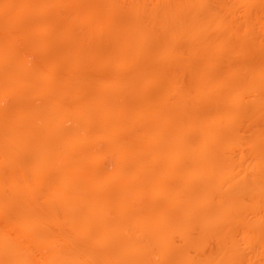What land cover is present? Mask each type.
Instances as JSON below:
<instances>
[{
  "label": "rangeland",
  "instance_id": "obj_1",
  "mask_svg": "<svg viewBox=\"0 0 264 264\" xmlns=\"http://www.w3.org/2000/svg\"><path fill=\"white\" fill-rule=\"evenodd\" d=\"M22 1L23 0H0V5H3L2 7L0 6V9L6 12L4 14H0L1 252H3L1 248L3 249L6 246L5 244L7 241L9 244V240H7L8 238L6 237H9L12 234L9 233L11 230H9L10 227L7 225H10L11 223L13 224L11 225L14 228L16 227V231L18 233H20L21 230H24V227L26 228L28 226V228L26 229L29 230L31 233V236L29 235L30 238H27V243L25 242L28 245L21 244V246L23 245L22 251L24 250L23 254H25L24 256H26V260H30L29 262L31 264H43V262L46 263L45 259L49 258L48 256H50L47 255L49 249L52 247L58 250L63 249L62 247L65 244L64 240L71 242L73 247L79 248L81 252L78 251V249L77 252L80 253H82L85 248L89 246L88 241V244H83L77 240V238L75 237L76 234H74L75 229L72 228L71 224H67L68 222H66L65 218L64 220L66 223L64 222L63 215L65 217L66 212L62 208L63 204L61 203V201L56 199H49V192L53 186H51L52 183L50 184L48 180H52L54 176H56L57 171L59 169V166L57 164H50V168H47V170L50 172H48V180L45 178V180L47 181H45L46 186L44 184L42 188L40 187V190L39 187H36L33 193L31 194L35 200L34 203L38 204L37 208L40 210V213H44L45 215H53L55 220H57L51 226L50 224L48 225L46 223H43V226H39L42 223L36 225L32 221L29 222L31 225H27L26 223L30 219L26 221V225H24L23 221L27 220L28 217L32 219V215H34L33 212L35 211V205L34 209H32V203H30L28 200L29 193L27 196L23 192H17L13 189L11 190L12 186H15L14 188H18L21 190V188L23 186H26L27 184L33 185L34 179L32 176V165L34 163L35 158L42 153L48 155L49 157L54 156V154L57 153L56 151L61 148L62 141L66 134H69L70 131L72 133L75 130L74 128H76L75 124L71 120H67L70 118L69 116H67L68 118L66 119V115L64 114V108H67L65 107L66 102L67 106L70 105V110L68 108L69 112L72 113V115H75V107L76 104L79 102V99L77 97L70 98L72 100L63 99L64 97L62 98V96H60L61 93H59V85L64 82L66 78V82H70V84H75L77 85V87H79L80 93L83 92L81 93L82 97L87 95L85 96L86 100H90L93 97H95L93 99H99V95L101 92H103L104 96L106 97H112L113 94L118 92V90H121L124 93L126 92V90H128L127 93L129 92V94L126 95L125 93V97L129 95L133 96V94L136 92V95H139L136 97V99L132 97L134 99L133 101L130 96L128 97V99H120V101L123 100V102L121 101V103L123 104L125 101H130L129 103L127 102L125 104L127 105V107H132H129L128 110L125 105V107L122 108L123 112H125L119 114L120 116L115 113L118 106L114 109V111L113 109H111L112 115L114 112L113 117L115 116L112 120V123L114 124V126H116V134L118 136V139L121 141L120 144H111L107 141L98 140V143L94 141V143L84 142L86 144L82 146V149L84 148V151H91L88 152L89 155H91L86 158V161H88V163H90L91 165L98 164L99 168L103 170L105 169L104 171L110 172L111 174H113L112 172L116 171H119V173H121L120 175H117L116 180L114 179L117 185L119 183H123L124 178H122V175L124 172V174L136 177L137 175L135 174L137 173L138 169L136 167V163L134 164V162L141 160L142 157L146 160V157H144L146 156L145 153L142 154L140 152L139 155V153H133L131 149H128V151L127 148L123 146L126 144L124 142L128 141L130 145H137L143 139H145L146 141V134L153 130L154 125H161L165 121H170V123L172 124L179 125L180 130H182V132L180 131L181 135L185 137L184 139L189 140L188 142L186 141V143H193V141L190 142V140L194 139V134H196L195 129H187V122L185 116H183L182 114H173V112L178 106H181L180 108L183 110L185 106L189 108L190 106L188 107V104L193 102L195 99H197V101H195L194 111L196 115H199L195 118L202 119L203 117L204 121L206 120L205 122L212 127H217L221 124V126L224 127L223 124H225L226 128L232 129L234 131V134H236V143L242 148V151L238 153L235 150H230L227 151L225 154L227 156L229 155L230 157H232L238 163H248L250 148L246 145L254 139L256 141V132L259 130L261 125L256 124L254 121L252 122V120H244L241 116H235L237 117L236 119L225 120V123H221L220 116H217V118H220V120L215 118L213 111H215L216 108L220 109L227 106L229 102V92L235 86L234 84L239 82L240 79L242 80L245 78L246 74L251 76L250 80L245 81L246 85L247 83H253V85L255 84L259 87L264 86V0H203V3L205 4V7L208 10L210 9L215 14L217 13L219 18L223 19L226 22V27H224V29H222L218 33L212 34L211 36L214 39L219 38L216 39V41L222 42L213 45L212 48L207 46L206 49L199 48L198 50L196 47H194L193 42L196 39L193 41L185 38H182L178 41H173L172 39V43L169 47V50L173 55L171 53L170 54L176 60H174V62H171L170 65L165 66L164 69L162 68L163 65L161 66L162 57L158 55L157 49L160 48L159 44H162L163 40L171 37L172 35L170 27L174 25H171L169 15H184L190 10L189 7L191 5L190 3H192V0H95L96 2L99 1L98 3L102 5H100L97 10H91L90 8V6L92 7L94 5L93 0H85V2H82L80 5H72L70 4L69 0H56V2L55 0ZM44 1L48 4V13H44L41 15L38 14L37 11L42 9V5L43 3H45ZM9 2H11V5L9 4ZM87 3L89 6H87ZM5 4L7 5V7L5 6ZM58 4H60V7ZM49 6H51V8H49ZM33 7L34 9H32ZM26 8H28L29 11L35 12L33 13L34 15H29V17L27 15H25L24 17L23 15L19 17L20 15L17 16L16 14H12V12L15 11H28V9ZM246 24L249 25L248 27L251 26V30H249L248 37L247 35L243 36L241 32H238L239 30H243ZM143 29L144 31L147 29V31L151 34L152 38L148 39V42H146L145 45V53L147 55L145 54V56L141 58L142 56H134V51L130 50H133V43L134 41L137 42L136 40H139L138 37L141 36L140 32L143 31ZM111 30L114 31L117 38H115L116 36ZM119 42L121 43L119 44ZM8 45H10L11 47H9ZM117 45L120 46L118 47ZM118 48H121V50H119L120 52L118 51ZM115 49H117L118 53H116ZM7 50L10 52V54H8L9 52ZM122 53L125 54L123 55ZM120 54L123 56H121ZM120 59H125L124 65L122 66H120L119 64V62L121 61ZM14 60H17L18 62H20V64L24 62L22 65L24 66V68H27L25 73L27 76L26 78H28L29 85L26 86V88L23 87L24 90L20 89V87V90H13L12 83H10L12 81L10 79L9 74L12 69L11 67L14 66ZM206 66L208 68L206 74L209 76L210 79L208 83L199 80L197 76L198 72L200 70H203ZM71 69L74 70L71 71ZM141 76H143L144 79ZM241 76L244 78H242ZM220 77L223 79H221ZM213 80H215V83L217 82L216 92L217 98L220 100H217V98L214 100L212 99L213 104H211V100L208 102L210 90H207L206 87L208 86L211 89V86L209 84H211ZM145 85L148 86L147 92L141 93V91L144 92L142 89H144ZM129 89H133V92L132 90L129 91ZM148 89H150L151 91ZM97 91L99 93H97ZM24 93L26 94L24 95ZM218 95L221 98H219ZM143 96L145 97V99ZM178 96H182L183 99L180 98V101V99H178ZM164 97H167V99L169 100L168 102L170 103L169 105L171 106V109L169 108L170 106L167 105V107H161L158 105L162 104V102L160 101ZM149 99L152 103L150 102V105L148 106L147 102ZM242 100L244 103L246 102V105L248 103L250 104L258 100L257 102H260L258 111L264 115V93H261L259 91L254 94H243ZM153 104L156 106H154ZM138 108L139 110H142V113L143 110L146 112L149 111L150 115L154 118L153 121H156L153 123L150 122L151 124H149L147 123L148 121L145 118H142L137 122H133V125H131L130 115H132V112H134ZM249 108L250 106L247 108V111L249 110ZM243 110L244 112L246 111V109ZM111 113L108 115L111 116ZM169 113L171 115H169ZM181 118H184L185 120H182ZM89 119L92 120L93 123H95L96 121L95 118ZM42 120L44 122H42ZM7 125H11V127H9V130H6ZM17 125L19 126L18 128ZM63 125L65 127H62ZM176 125H174V128H176ZM146 126L149 127L146 128ZM182 126L185 128L183 129ZM5 127L6 129L4 130L3 128ZM2 129L4 130V132ZM99 129L100 127L96 124L94 125V128H92L91 126V130L89 132L94 135ZM223 140L226 141V138L222 137L220 139V141ZM116 147H118V149ZM124 148H126V151H124ZM125 154L127 155L126 157ZM123 156L125 157V159L127 157L128 158L126 160H123ZM132 157H136L138 159L134 158L135 160L131 161L133 159ZM142 160L145 163V160ZM85 164H87V162ZM150 164L146 161V163L144 164V168L141 169L146 170V172L142 171L143 173H147L149 171L148 174H151V171L153 173V171L155 172L156 170L163 168L161 164L155 166ZM30 175L32 178L30 177ZM219 175H221L220 178H215L214 181L216 180L215 182L219 184L222 183L223 185H225L228 181V179L226 180L227 177L225 176V179H223L224 176L219 173L218 175H216V177ZM139 177H141V175ZM244 178H246L245 182L252 180V176L250 174ZM261 186L264 189V184L261 183ZM146 188L147 190H145ZM140 189L142 192H144L148 191L149 187L142 183ZM19 193L23 194L21 195ZM122 195L124 196H122L121 200H123V198L126 199L129 193L123 191ZM115 198L116 202H113V200L115 199H113L112 202L114 204L118 202L117 204H119L120 200L117 197ZM147 199L148 198H144V200L142 199L141 201L145 202V204L147 201H149V203L157 202L158 205L156 207L159 208V212H164L165 210H168L165 207V205L167 204V197H158L157 195H155L150 200ZM241 201L247 207H250L252 205V199L248 196H243ZM149 203L147 202L146 205L150 207L151 205H149ZM22 208L24 211L22 210L20 213L19 209L21 210ZM119 209L121 210V212ZM153 209L154 208H152V210ZM122 212V207L116 209V213L119 214V221L121 220L120 223H122V226H125L126 224V226H128L129 224L131 225V223L133 222L132 226H128V230L129 228L131 230H129L130 233L127 236L128 239L126 238V242L128 244L125 243L126 249L128 250V252L130 251L129 255H141V257L144 259V264H168V261L165 257L164 259H162V246L164 244H170L172 246L173 244L175 246V249L172 250V248H168L169 250H167L166 252L171 253L172 251L173 255H175V253H177V251L175 250H177L181 246L180 241L177 238H172L170 240L164 239L165 241L162 240V243L159 241L155 245H153L151 243L154 241L153 239H155V237L159 233L158 229L160 228L157 229V227L153 226L146 227L144 225L145 223H143L145 221L142 222L139 217L129 218L128 215ZM256 213L264 217V210L258 211ZM253 214L254 213H252V211H248L243 218L241 217V219H237V228L234 234L232 235V240L238 247L239 252L235 258H230L233 259L235 264H246L245 261H247V264H264V246L259 244L260 241L258 236L252 233H250V235L252 234L251 237L249 234V236L246 235V233H248L246 228L254 229L258 235L260 234V230L264 228V220H261L262 223H259L258 221L256 223L251 222L252 218L254 217ZM127 216L128 222L126 220ZM155 217H152V220L151 218L148 219L153 222L157 219V216ZM24 218L26 219L24 220ZM10 221L11 223H9ZM21 221L22 223H20ZM123 223H125V225ZM20 224H22L23 227L17 228V225H19V227L21 226ZM118 225L120 224L118 223ZM70 226L71 228H69ZM133 226L136 227L134 228ZM216 227L218 228L219 225L217 224ZM243 228L244 230L246 229L245 232ZM192 230L194 235L197 237L198 235L196 234V232H194V230H197V225L195 224L188 226L185 229V232H191ZM12 231V233H16V231L14 232V229ZM151 233H153V236L151 235ZM27 234L29 233L27 232ZM255 236H257L258 240ZM152 237L154 238L152 239ZM62 238L64 239L63 241H61ZM28 239L31 240V243H29L30 240ZM134 239L136 241H134ZM201 240L204 241V248L202 253H194L192 252V250H187L188 258L193 264H203L206 259L210 258L217 264H225V262L230 260L219 255L220 244L222 245V243L220 241V238L216 236V232L214 233V237H206L202 238ZM147 241H149V243ZM24 245H26V247ZM70 246L66 253L64 252V254H66L67 256L69 255V252L70 255L72 253L76 254V250ZM65 248H67L66 244ZM88 250L90 251V248H88ZM94 251H97V254L94 253ZM117 251L118 252H116V254L119 253V249H117ZM134 251H136L137 253ZM1 252L0 258L2 259L1 256H3V254H1ZM91 252L95 254V257L96 255L98 256V258L96 257V260L102 259L104 257L103 251L102 255L100 253V250L98 251L94 249L92 251L91 249ZM98 253H100V256L102 258L99 256ZM168 255L170 254H167L166 257H168ZM126 262L128 261L125 260L120 263L124 264Z\"/></svg>",
  "mask_w": 264,
  "mask_h": 264
},
{
  "label": "bare ground",
  "instance_id": "obj_2",
  "mask_svg": "<svg viewBox=\"0 0 264 264\" xmlns=\"http://www.w3.org/2000/svg\"><path fill=\"white\" fill-rule=\"evenodd\" d=\"M32 1H30V2H32ZM46 1H49V0H46ZM55 2H56V0H55ZM69 2L72 5H80L82 2H85V0H69ZM93 2H94V5L92 7L90 6V8H91V10H97V8L101 4L98 3L99 1L96 2L95 0H93ZM10 3L11 2H9V4ZM190 4H191L189 7L190 10L188 12H186L184 15H177V14L169 15L170 20H171L170 21L171 25L172 24L174 25V26L170 27L172 35H171V37L163 40V43L159 44L160 48L157 49L158 55L162 57L161 66L163 65V67H162L163 69L165 68V66L170 65L171 62H174V60H176L175 58H173V56H172L173 54L169 50V47L172 43V39H173V41H178L182 38L190 39L192 41L196 39L195 40L196 43H195V41H193V42H194V47H196L198 50H199V48L200 49H206L207 46L212 48L213 45H216V44H219L222 42V41H216V39H219V38L214 39L211 36H212V34L218 33L219 31L224 29V27H226V24H225L226 22L223 19L219 18L217 13L215 14L210 9L208 10L205 7L203 0H192V3H190ZM58 5L60 7V4H58ZM66 5H67V3H66ZM5 6L7 7L6 4H5ZM87 6H89L88 3H87ZM47 8H48V4L45 2L42 5V9L38 10L37 13L41 14V15L44 13H48ZM49 8H51V6H49ZM15 9H16V7H15ZM21 9H22V7H21ZM26 9H28V8H26ZM32 9H34V7ZM83 9H84V7H83ZM0 10H1L0 14L6 13L5 11H2V9H0ZM50 11H53V10H50ZM33 13H35V12L29 11V9H28V11H24V10L22 11L21 10L18 12H16V11L12 12V14H14V15L15 14L17 16L20 15L19 17H21L23 15H24V17H25V15H27L29 17V15H32ZM115 15H117V14H115ZM246 25L243 28V30H239L238 32H241L243 36L247 35V37H248L249 36V30H251L250 29L251 26L248 27L249 25H247V26ZM113 30H111V31H113ZM116 31H118V30H116ZM113 34H115L114 31H113ZM140 34H141V36L138 37L139 40H136L134 38L137 42L134 41V43H135V44L133 43L134 48H133V50H130V51H134V53H133L134 56H137V57L142 56L141 58H143L146 54L145 53L146 52L145 51L146 42H148V39H150L152 37H151V34L147 31V29L145 31L143 29V31H141ZM16 36H17V34H16ZM115 36H116V34H115ZM115 38H117V36ZM121 41H122V39H121ZM120 43L121 42H119V44ZM7 44H8V42H7ZM126 44H127V42H126ZM6 46H5V48H6ZM8 46L11 47L10 45H8ZM117 46L119 47L120 45H117ZM79 47H81V46H79ZM11 49H13V48H11ZM115 50H116V53H118L117 49H115ZM115 50H113V51H115ZM119 50H121V48H118V51ZM9 51H10V49H9ZM12 51H14V50H12ZM8 54H10V52ZM116 55H115V57H116ZM123 55H121V56H123ZM128 56H129V54H128ZM121 59H123V58H121ZM124 60H121L119 62L120 66L124 65V62H125ZM8 63H10V62H8ZM23 63L24 62H22L20 64V62H18L17 60H14L13 61L14 66L11 67L12 68L11 71L9 70L10 71V74H9L10 79L12 81L10 83H12L13 90L14 89L20 90V89H23V87L26 88V86L29 85L28 84L29 81H28V78H26L27 76L25 73L27 68H24V66L22 65ZM125 64H127V63H125ZM144 64H143V66H144ZM143 66H141V67H143ZM122 69H123V67H122ZM73 70L71 69V71H73ZM207 70H208V68L206 66L203 70H200L198 72V75H197L199 80L204 81L206 83H208L210 81L209 76L206 74ZM165 75H166V73H165ZM225 76H226V74H225ZM141 77L143 78V76H141ZM8 78H9V76H8ZM242 78H244V77H242ZM221 79H223V78H221ZM221 79H218V80H221ZM250 79H251V76L246 74L244 79H242V80L240 79L239 82L234 84L235 86L232 88V90L229 92V95H228L229 102H228L227 106L224 108L219 107L221 110L216 108V110L213 111L215 118H217V116H220L221 120H220V118L219 119L217 118V119L220 120L221 123H223V122L225 123L226 122L225 120H230V119L234 120L238 116H241L244 120H247V121L252 120V122L254 121L256 124L261 125L259 130L256 132V141L254 139L246 145V146H249V148H250V155H249L248 163H245V164L244 163L243 164L238 163L232 157H230L229 155L227 156L225 154L227 151H230V150H233V151L235 150L238 153L240 151H242V148L236 143V139H237L236 134H234V131L232 129L226 128L225 124H223L224 127L221 126L222 124L220 126H217V127H212V126L208 125V123L205 122L206 120L204 121L203 117H202V119L195 118L196 116H199V115H196L195 111H194L195 101H197V99H195L193 102L188 104V107L190 106L189 108H187L185 106V108L183 110L180 108L181 106L180 107L178 106L176 108V110H174V112H173V114H178V115L182 114L183 116H185V119L187 122L186 123L187 129H189V130L195 129L196 134H194V139L190 140V142L193 141V143L192 142L189 144L186 143V141L188 142L189 140L184 139L185 137H183L181 135L182 130H180L179 125L172 124V123H170V121H168V122L165 121L161 125L160 124L154 125L153 130H151L149 133L146 134V139H147L146 141H145V139H143L141 141L142 143L140 142L137 145H133V144L130 145L128 141L124 142L126 144L123 146L126 147L127 150L131 149V151L133 153H135V154L139 153V155H140V152L142 154L145 153L146 156H144V157H146V160H145V158H143V157L141 158L139 156L141 158V160L134 162V164L136 163V167L138 169L137 173L135 174L137 176L133 177L132 175L124 174L125 173L124 172L122 175V178H124L123 183L122 184L119 183L120 185L119 184L117 185V183L114 181V179L116 180L117 175L118 174L120 175L121 173H119V171H116V172H112L113 174H111L110 172L104 171L105 169L103 170V169L99 168L98 164L91 165L90 163H88V161H86V158L91 155V154L89 155V153H88L90 150L88 152H86L83 150L84 148L82 149V146L84 144H86L84 142H91L92 143L94 141V142L98 143L99 142L98 140L107 141V142H110L111 144L112 143L113 144H120L121 141L118 139V136L116 134L117 133L116 132V130H117L116 126H114V124L112 123V120L114 119L115 116L113 117L114 112L112 115L111 109H113V111H114V109L118 106L115 113H117L118 115L121 113H124L125 111L123 112L122 108L125 107V105H126L125 103H127V102L129 103L130 101H125L123 104V103H121V101L123 102V100L120 101V99H125V98L128 99V97L130 95L125 97V93L127 95V94H129V92L127 93L128 90H126V92L124 93L121 90H118V92L113 94L112 97H108V96L106 97V96H104L103 92H101L99 95V99H97V98L93 99V98H95V97H93L92 99L88 98L90 100H86L85 96H87V95L82 97L81 93H83V92L80 93L79 87H77V85H75V84H70V82H66V80H67V78H66V80H64V82H62L59 85L60 86L59 90L61 91V92L59 91V93H61L60 96H62V98L64 97L63 99H70V98H76V97L79 99V102L76 104V107H75L76 108V114L75 115H72V113L69 112V110H70L69 106L70 105L67 106L66 102H65V105H66L65 107H67V108H64V114L66 115V119L68 118L67 116H69L70 118L67 120H71L75 124L76 128H74L75 130L72 133L70 131L69 134H66V136L64 137V139L62 141L61 148L56 151L57 153H55L54 156L49 157L48 155L42 153L35 158L34 163L32 165V176L34 179L33 185L27 184L26 186H23L21 188V190L18 188H14L15 186L14 187L12 186L11 190L13 189L17 192L18 191L23 192L27 196L29 193V199L28 198L27 199L29 200L30 203H32V206H33L32 209H34V205H35V211L33 212L34 215H32V219L30 217H28L27 220H25L26 218H24L25 221L22 220L24 225H26V224L31 225L29 222L32 221L36 225L42 223L39 226H43V223H46L48 225L50 224V226H51L57 220H55L53 215H45L44 213L41 214L40 210L37 208L38 204L34 203L35 200L31 194L33 193V191L35 190L36 187H39V190H40V187L42 188V186L47 182L45 180V178L47 179L48 172H50L47 170V168L50 166V164H54V165L57 164L59 166V169L57 171L56 176H54V178L52 180L47 179L48 182H50V184L51 183L53 184V185L51 184V186H53V187L49 192V199L50 200L56 199V200L61 201V203L63 204L62 208L66 212L65 217L63 215V220L65 218L66 222H68L67 224H71L72 228L75 229L74 234H76L75 237L77 238V240L83 244L87 243V241H88L89 246L87 245L88 247H86L85 250L82 253H80L81 251L79 250V248L73 247L71 242H68L67 240H64L62 238L61 241L64 240V243L67 245V248H65L64 243H63L64 245L62 247L63 249H61V250L60 249L58 250V249L53 248V247L50 248L48 251V254H47V255H50V256H48L50 259L49 258L45 259L46 263L43 262V264H51V263L52 264H112V263L115 264V263H120V262L125 261V260H127L128 262H126L124 264H144V259L141 257V255H139V256H136L138 254H136L134 256L129 255L130 251L128 252V250L126 249V244H125V243H127L126 238H127L128 234L130 233L129 230H131L130 228L128 230V226H132V223H133L132 222L131 225L129 224L128 226H126L127 224L125 225V223L128 222V220H127L128 216H129V218L139 217V219L142 220V222L145 221L143 223H145L144 225L146 227L153 226V227H157V229L160 228V229H158L159 233L157 234L155 239H153L154 237H152V239L154 241L152 240L153 242L151 244H153V245H155L159 241L160 242L162 240L165 241L164 239L170 240L172 238H177L180 241L181 246L177 250H175V251H177V253H175V255H173L172 251H171V253L166 252L167 250H169L168 248H172V250L175 249V246L173 244H172V246L170 244H164L162 246L163 247L162 248V253H163L162 259H164V257H165L168 261V264H193L188 258L187 250H192V252H194V253H202L203 248H204L203 247L204 241H202L201 239L206 238V237H208V238L214 237L215 232H216V236L220 238V241L222 243V245L220 244L219 255H221L222 257H224L226 259L235 258L239 252L238 251L239 249L236 246V244L234 243V241L232 240V235L234 234V232L237 228V224H236L237 219H241V217L243 218L248 211H252V213H254L253 214L254 217L252 218L251 222L256 223L258 221L259 223H262L261 220H264L263 216H260L258 213H256L258 211L264 210V189L261 186V183L264 184V176H263L264 175V115L258 111L259 104H260V102H257L258 100L254 101L250 104L248 103L249 104V105L247 104L248 106L245 104L246 102L244 103L242 100L243 94H247V93L254 94V93H257L259 91L261 93H264V86L259 87L258 85H255V84L253 85V83H251V84L247 83V85H246L245 81H248ZM149 80H150V78H149ZM132 82H133V80H132ZM147 82H148V80H147ZM72 83H73V81H72ZM143 84H145V83H143ZM209 85L211 86V89L208 86L206 87L207 90H210L208 102L210 100L212 101V99L214 100L217 98V92H216L217 82L215 83V80H213L211 82V84H209ZM19 87H20V89H19ZM147 88H148V86L145 85L144 89H142L144 92L141 91V93L147 92ZM106 89H108V88H106ZM57 90H58V88H57ZM130 90H132V92H133V89H129V91ZM148 90H150V89H148ZM26 93H24V95ZM97 93H99V92L97 91ZM136 93H134V94L136 95ZM134 94H133V96L131 95L130 97L131 98L133 97L136 99V97L139 95L135 96ZM90 97H91V95H90ZM218 97H219V95H218ZM133 98H132V101L134 100ZM139 98H141V97H139ZM147 98H149V97H147ZM180 98H182V96H178V99H180ZM219 98H221V97H219ZM144 99H145V97H144ZM70 100H72V99H70ZM217 100H220V99L217 98ZM65 101H67V100H65ZM168 101L169 100L167 99V97H164L160 101V102H162V104H158V105L161 107L162 106L164 107L166 105L170 106L169 105L170 103ZM180 101H181V99H180ZM150 102H151V100L149 99L147 102L148 106L150 105ZM153 102H154V100H153ZM211 104H213V101ZM174 105H172V106H174ZM58 106H60V105H58ZM154 106H156V105H154ZM249 106H250V108L247 111V108ZM126 107H127V105H126ZM129 107H127V109ZM135 107H136V105H135ZM68 108H69V110H68ZM130 108H132V107H130ZM145 108H146V106H145ZM169 108L171 109V106ZM201 109H202V107H201ZM243 109H246V111L244 112ZM140 110L138 108L134 112L130 111L133 113V114L131 113L132 115L129 114L131 116V119H130L131 125H133L132 124L133 122H137L142 118L143 119L145 118L148 121L147 123H149V124L156 121V120L153 121L154 118L150 115L149 111L146 112L143 110V113H142V110L141 111ZM202 112H203V110H202ZM202 112H200V113H202ZM110 113H111V116L108 115ZM128 113H129V111H128ZM197 113H199V112H197ZM118 115H117V117H118ZM169 115H171V114L169 113ZM200 116H201V114H200ZM235 116H237V117H235ZM175 117H176V115H175ZM89 118H95V120H96V121L94 120L95 123H93L92 120H90ZM61 120H62V118H61ZM130 121H129V123H130ZM42 122H44V121L42 120ZM160 122H161V120H160ZM171 122H172V120H171ZM157 123H158V121H157ZM96 124H97V126L100 127V129L97 131V133H95L93 135L89 131L91 130V126H92V128H94V125H96ZM135 125H136V123H135ZM174 125H176V128H174ZM4 126H6V125H4ZM9 127H11V125H7V129H6V127L3 129L9 130ZM18 127L19 126L17 125V128ZM62 127H65V126L63 125ZM147 127H149V126H146V128ZM184 128L185 127H183V129ZM95 129H96V127H95ZM4 130H3V132H4ZM118 135H120V134H118ZM30 137H31V135H30ZM139 137H140V135H139ZM220 137L221 138L225 137L227 142L224 140L220 141V139H221ZM125 138H127V137H125ZM223 142H225V143H223ZM122 143H123V141H122ZM116 148L118 149V147H116ZM116 148H115V150H116ZM126 148H124V151H126ZM109 150H110V148H109ZM7 156H9V155H7ZM126 156L127 155L125 154V157ZM125 157L123 156V160H126L128 158L127 157L125 159ZM132 158L133 159L131 161L138 159L136 157H132ZM13 159H15V158H13ZM142 159L145 160V163H146V161H147V163L149 162V164L151 163L150 165L155 166V165L161 164L163 166V168H160V169L156 170L155 172L153 171V173L151 171V174L149 173L150 175L148 174L149 171L147 173H143L142 171L146 172V170H141L145 166L144 165L145 163ZM123 160H121V161H123ZM86 162H87V164H85ZM89 164H90V166H89ZM53 170H55V169H53ZM218 173L222 174L224 176V178L222 177L223 179H225V176L227 177L226 180L228 179V181L225 185H223L222 183L219 184V183L215 182L216 180L214 181L215 178H220L221 175L216 177V175H218ZM249 174L252 176V180L245 182L246 178H244V177H247ZM140 175H141V177H139ZM30 177H31V175H30ZM142 183H144L147 187H149L148 191H144V192L141 191L140 187H141ZM45 186H46V184H45ZM179 186H181V187H179ZM49 189H50V187H49ZM145 190H147V188ZM123 191L128 192L129 195L126 199L123 198V200H121L122 196H124V195H122ZM19 194H21V193H19ZM155 195H157L158 197H160V196L161 197H167V204L165 205V207L168 210H165L164 212H159V208L156 207L158 205L157 202L149 203V201H147L149 203V205H151L149 207L148 205H146L147 202L145 204V202L141 201L142 199L144 200V198H148L147 200H150ZM243 196H248L252 199V205L250 207H247L241 201ZM115 197H117L120 200L119 204H117L118 202L115 204L113 203V202H116ZM113 199H115V200H113ZM112 200H113V202H112ZM119 207H122L123 212L126 215H128L126 218L127 222L123 223L125 226H122V223H120L121 220L119 221V214L116 213V209ZM152 208H154V209L152 210ZM22 210H23V208L21 210L19 209L20 213ZM28 210H30V209H28ZM120 212H121V210H120ZM46 214H47V212H46ZM255 214H257V215H255ZM155 216H157V219L154 220V218H153L154 221L152 222L151 221L152 217H155ZM148 218H151V220H149ZM61 220H62V218H61ZM22 221L20 223H22ZM26 221H28V222L26 223ZM61 222H63V221H61ZM64 222H65V220H64ZM9 223H11V221ZM118 223L120 225H118ZM11 224L7 225V226L10 227L9 230L12 231L14 229V232H15L17 229H16V227L14 228L12 226L13 224L12 225ZM192 224L197 225V230H194V232H196V234L198 235L197 237L194 235L193 230L191 232H189V231L185 232V229ZM217 224L219 225L218 228L216 227ZM20 225H21L20 227H19V225H17V228L23 227L22 224H20ZM26 228H28V226ZM26 228L24 227L23 228L24 230H21L20 233H18L17 231L15 234L12 233L13 231L9 232L12 235H10L9 237H6V238H8L7 240H9V244L7 241L5 244L6 246L3 249L1 248V250H3V252H1V251L0 252H1V254H3V256H1L2 259L0 258V264H31L29 262L30 260H28V261L26 260V256H24L25 254H23L24 250L22 251L23 245L21 246V244H26L27 238H30V236H31L30 231L27 230ZM69 228H71V226ZM142 228H141V230H142ZM151 229H155V228H151ZM246 229L248 231V233H246V235H248V234L250 235V233L257 235L259 238V241H260V242L258 241L259 244L264 246V228H262L260 230L259 235L256 233V231L254 229H249V228H246ZM25 230H26V232H25ZM243 230H244V228H243ZM245 230H244V232H245ZM151 231H153V230H151ZM27 232L29 234H27ZM143 233H145V232H143ZM152 234L153 233H151V235ZM242 234H243V232H242ZM7 235H5V236H7ZM251 235H250V237H251ZM138 236H139V234H138ZM248 236H247V239H248ZM257 236H255V237L257 238ZM149 237H151V236H149ZM250 237H249V239H250ZM146 238H147V236H146ZM258 238H257V240H258ZM81 239H82V241H81ZM243 239H245V238H243ZM28 240H30V239H28ZM134 241H136V240L134 239ZM138 242H139V240H138ZM147 242L149 243V241H147ZM29 243H31V240ZM69 243H71V244H69ZM26 245H28V244H26ZM26 245H24V246L26 247ZM68 245L69 246L71 245L70 247H73L76 250V254L72 253L70 255V252L69 253L67 252L69 254L68 256L66 254H64V252L66 253V251L69 249ZM129 247H131V246H129ZM88 248H90V251L88 250ZM77 249L80 252H77ZM91 249H92V251L94 249L98 250V251L100 250L101 255H102V251H103L104 257L102 258L100 256V253H98L102 259L96 260V257L98 258V256L96 255V257H95L94 256L95 254H93V252H91ZM117 249H119V253L116 254V252H118ZM63 250H65V251H63ZM96 252L97 251H94V253H96ZM134 252H136V251H134ZM164 254H165V256H164ZM167 254H170V255H168V257H166ZM245 263L247 264V261H245ZM203 264H217V263L215 261H212V259L210 258V259H206V261ZM225 264H235V262L233 261V259H230L227 262H225Z\"/></svg>",
  "mask_w": 264,
  "mask_h": 264
}]
</instances>
